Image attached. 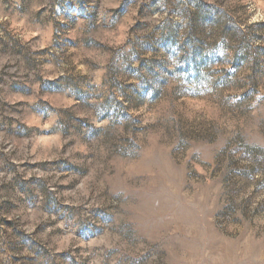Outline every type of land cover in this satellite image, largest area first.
<instances>
[{
    "label": "rangeland",
    "instance_id": "1",
    "mask_svg": "<svg viewBox=\"0 0 264 264\" xmlns=\"http://www.w3.org/2000/svg\"><path fill=\"white\" fill-rule=\"evenodd\" d=\"M0 264H264V0H0Z\"/></svg>",
    "mask_w": 264,
    "mask_h": 264
}]
</instances>
